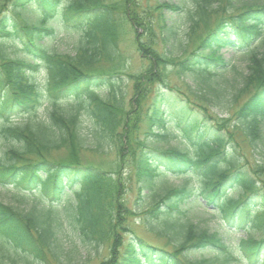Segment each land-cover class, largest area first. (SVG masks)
Returning a JSON list of instances; mask_svg holds the SVG:
<instances>
[{
	"label": "trees",
	"instance_id": "1",
	"mask_svg": "<svg viewBox=\"0 0 264 264\" xmlns=\"http://www.w3.org/2000/svg\"><path fill=\"white\" fill-rule=\"evenodd\" d=\"M162 6L171 16L160 23L161 39L172 56L185 50L205 18L224 15L189 57L174 62L166 53L159 54V65L177 63L187 93L173 94L177 102L171 88L157 89L145 116L147 131L132 147L130 161L138 197H147L140 203L146 208L141 211L143 226L163 239L166 248L135 236L119 251L118 236L127 231L130 235L125 225L129 214L118 213L126 210L118 202L114 179L119 167L108 174L77 160L82 150L103 153L107 148L121 159L117 128L123 100L119 88L113 89V76L93 70L101 59L117 54V6L103 0H68L65 5L62 0H6L0 5V184L46 193L28 210L0 202V264L6 258L12 264H73L77 255L91 259L90 252L105 250L110 257L103 264H237L235 258L247 264L264 262V0H192L191 7ZM184 13L183 24L173 17ZM51 22L80 31L74 54L51 45L57 37ZM223 48L242 52L247 62L246 74L234 76L230 83L221 78L220 71L235 70L223 57ZM151 55L156 57L155 52ZM39 75L44 79H37ZM103 85L111 87L110 96L96 93ZM133 87L139 88L135 83ZM248 91L251 96L235 112L233 132L223 129V123L206 121L213 118L200 103L231 105ZM71 97L75 104L63 106L61 101ZM82 111L95 127L91 141L82 126ZM170 113L176 121L172 137L185 139L188 149L157 144L171 135ZM11 115L22 119L11 123ZM61 149L68 150L73 164H51L42 157ZM31 156L41 158L32 162ZM189 175L198 178L197 186L186 180L178 186L168 183ZM198 199L216 211L228 233L245 236L232 246L222 234L187 218L183 207L192 200L200 203ZM64 226L71 228L74 241L65 242ZM235 250L240 253L234 255ZM12 255L22 260L15 263Z\"/></svg>",
	"mask_w": 264,
	"mask_h": 264
},
{
	"label": "rangeland",
	"instance_id": "2",
	"mask_svg": "<svg viewBox=\"0 0 264 264\" xmlns=\"http://www.w3.org/2000/svg\"><path fill=\"white\" fill-rule=\"evenodd\" d=\"M6 0H0V5L4 4ZM68 0H62V4L65 5ZM108 4H116L117 10L114 15L113 21L119 26L117 38H116V52L117 54L113 56L112 59L101 61L94 66L95 72H101V74H111L113 76L112 85L113 89L119 92L117 93L118 97L123 100L121 106H119L118 116L120 121L118 122V134L121 135V142L119 143L117 139V144L120 145V156L121 159H117L116 151L112 148H107L103 153H98L94 150H82L79 152L77 160L78 164L84 167H92L97 171L105 172L111 174L115 170L116 166L119 167V171L115 176V180L118 182L119 197L118 202L126 210L119 211L120 215L129 214L125 220V225L130 230L129 232L123 233V235L118 236L119 242V251L123 249L124 242L129 237H141L143 241L147 244H153L157 247H165V241L162 239L148 233L142 223L141 211H143L144 206L140 203L147 201V197L139 198V193L137 190L135 178L131 173L132 163L130 161V154L132 152V147L138 146L137 142L143 140L145 133L147 131V121L146 114L149 110V101L151 100L152 95L157 91V89L167 87L169 92L170 88L171 94L186 92V80L181 78V75L177 72V63L172 65L171 62L174 60L179 61L182 58L185 59L189 57L194 48L199 47L202 39L205 38V34L208 30L212 29L220 16L224 14L218 12V14L205 18V24L200 22L198 27L191 33V38L188 39L187 46L183 52L170 55L166 50L168 49L166 44H164L161 39L162 36V27L160 23L166 19L170 21L169 17L171 16L170 11L163 7V4H179L182 3L187 7L192 6V0H103ZM230 15V14H229ZM174 18L183 24L185 19V13L174 14ZM54 28H56L57 37L51 41V45L57 48L61 53L65 54H74V42L78 39L80 35L79 30H72L70 27L66 29L63 25H58L56 23H49ZM187 24V23H186ZM47 38L45 42H49ZM155 50V51H153ZM151 52H155L156 57L151 55ZM163 52L171 56L172 61H166L163 65H159L158 57L159 54L163 55ZM222 53L225 57V60L229 63V67L233 64L235 70L232 68H227L224 71H220L221 78L223 77L224 82L229 81L233 82V77L246 73V61L236 51L223 49ZM17 57L22 55L19 52H16ZM232 63V64H231ZM113 71V72H112ZM219 72V73H220ZM37 79L43 80L44 76L39 75ZM138 79V80H137ZM137 84L138 89L134 88L133 85ZM106 84V83H105ZM166 89V88H164ZM100 96H110L111 87L108 88L106 85L101 86L100 90L97 89ZM187 93V92H186ZM193 95V94H192ZM249 94L245 96H240L236 99L235 103L231 105H225L223 102L222 106H212L210 103H200L196 101L197 96L190 97V100L200 103L207 108V115L212 116L213 120L209 121L211 124L223 123V129L233 130L234 120H235V111H237L247 100ZM177 102L179 98L174 97ZM66 99V98H65ZM61 101V100H60ZM75 98L71 97L67 100H62L61 103L63 106L69 108L70 103L75 104ZM176 102V103H177ZM207 104V106H206ZM210 104V105H208ZM225 105V106H224ZM228 106H230L228 108ZM175 108V106H173ZM172 112V111H171ZM170 122L167 125L169 128V139L163 142H158L157 144L160 147H174L179 149H188L189 144L185 142L184 139H181L179 135L172 137V126H174V114L170 113ZM43 115V112H40V116ZM81 121L83 122L82 126H85V132L87 135L88 141L92 139L93 129L95 128L90 117L87 116L85 112L81 113ZM20 118H14L13 115L10 116L11 123L18 121ZM230 131V132H231ZM233 132V131H232ZM225 133V132H224ZM225 137L229 138V136ZM3 140H0V147L3 145ZM12 144H15L14 142ZM68 150H51L43 154V158L51 164H73V160L68 156ZM241 152H247L245 145L241 146ZM39 156L28 157L32 162H36L40 159ZM188 181L189 184L193 185L196 183V180L192 176H187L186 178H170L168 183L174 186L180 185L184 181ZM143 194L146 191L142 192ZM46 193H41L39 189L25 190L13 183L6 184L4 186L0 185V202L5 204H11L18 209L28 210L34 204H40L43 199H45ZM145 204V203H144ZM185 209L187 216L193 218L199 226L206 227L210 231H216L220 233L222 238H224L232 246L238 243L240 237H244L243 233H233L230 234L226 230L227 226L222 224L218 218L216 211H211L209 208H201L197 203L188 205ZM140 216V218H139ZM121 225H124V222ZM224 231V232H223ZM63 236L65 242L69 243L75 240L73 231L69 226H64ZM122 233V231H121ZM128 235V236H127ZM117 237V236H116ZM72 239V240H68ZM91 253V259L86 258V255L80 254L76 256L73 264H103L109 260L108 251L105 250L102 254L95 255L94 252ZM240 253V250H235L234 255ZM12 259L15 263L16 260L20 259L18 256H13ZM22 260V259H20ZM103 261V262H102ZM20 262V261H19ZM237 264H247L243 258H239L233 261ZM4 264H12L13 262L6 258L3 261ZM57 264V263H52ZM256 264H264L263 261H257Z\"/></svg>",
	"mask_w": 264,
	"mask_h": 264
}]
</instances>
